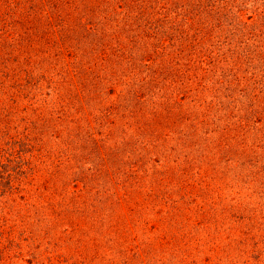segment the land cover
<instances>
[{
    "label": "rangeland",
    "instance_id": "1",
    "mask_svg": "<svg viewBox=\"0 0 264 264\" xmlns=\"http://www.w3.org/2000/svg\"><path fill=\"white\" fill-rule=\"evenodd\" d=\"M40 1L0 0V264H264V0H203L196 80L185 52L142 106L123 60L83 72L100 23ZM170 1L138 70L174 49Z\"/></svg>",
    "mask_w": 264,
    "mask_h": 264
},
{
    "label": "trees",
    "instance_id": "2",
    "mask_svg": "<svg viewBox=\"0 0 264 264\" xmlns=\"http://www.w3.org/2000/svg\"><path fill=\"white\" fill-rule=\"evenodd\" d=\"M38 3V1H37ZM41 5H35L37 12L42 16L47 17L50 23L55 22L58 26H65V24H73L80 28V25L87 21L92 20L93 25L100 23L101 27L97 30L91 40L89 47V57L85 61L86 69H83L84 73L89 70L100 66V70L105 69V64L109 61L121 59L124 61L125 68L142 74L137 86L130 87L128 93L131 98L135 99L137 95H145L148 90L146 82L149 79H154L157 70L164 67L170 60L185 59V52L188 54L187 63L182 64L189 73H191V81L196 80V70L200 67L192 58V55L202 53V47L200 46V40L204 39V34L201 33L199 28L200 18L202 13H206L203 8V0H172L168 3L167 12H175L176 16L171 20L170 27L173 30L169 37L168 45L173 46L174 49H169L166 52V60H161V64L151 74V66H146L144 63L145 71L138 70L135 63L142 62L141 58L145 55H150L153 61L157 59V42L162 47H166L163 41L156 38L155 31H148L146 21L151 15L154 8H157V0H83L82 2L77 0H41ZM79 17H82L81 20ZM120 18V21H119ZM97 19V23L96 20ZM109 21H116L114 28L107 31V25ZM70 22V23H69ZM96 30V27L94 28ZM189 30L192 32L190 33ZM132 33L131 39L126 42L125 45L118 42L119 34L122 32ZM137 32V33H136ZM126 35H124L125 37ZM58 39L57 41H59ZM190 46V47H189ZM63 48V47H62ZM64 49V48H63ZM65 51V50H64ZM200 57V56H199ZM114 59V60H113ZM81 61V60H80ZM80 61L76 62L75 67L81 66ZM84 64V65H85ZM139 64V63H138ZM164 64V65H162ZM150 65V64H149ZM158 74V72H157ZM144 75V76H143ZM158 77V76H157ZM179 77V76H178ZM162 80L169 78L167 76H161ZM173 88L168 86L167 90H171L169 95L174 94L175 90H182L176 85V79L170 78L168 83ZM196 86L199 83H195ZM139 106L144 105L143 99H135ZM165 100V97H164ZM155 105L157 103L155 102ZM153 107V106H151ZM161 108H163V103ZM99 153L102 154V151ZM112 154V153H111ZM112 156V155H111ZM114 161L113 156L111 162ZM128 177H135L131 171L126 170ZM129 179V178H127ZM112 196L114 191H112Z\"/></svg>",
    "mask_w": 264,
    "mask_h": 264
}]
</instances>
